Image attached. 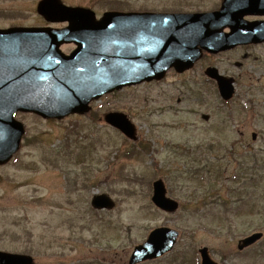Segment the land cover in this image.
<instances>
[{
  "label": "rangeland",
  "instance_id": "374dc122",
  "mask_svg": "<svg viewBox=\"0 0 264 264\" xmlns=\"http://www.w3.org/2000/svg\"><path fill=\"white\" fill-rule=\"evenodd\" d=\"M39 1L0 0V28L66 26L46 23ZM61 1L91 9L97 19L111 10L202 13L221 3ZM209 66L238 78L227 105L204 75ZM91 108L90 115L62 121L21 117L25 144L0 170V250L30 255L35 264H128L152 230L168 227L180 233L174 250L143 264H200L202 247L220 264H264L255 254L264 237L237 255L240 240L264 235V70L257 74L251 58L242 51L205 57L183 75L170 72L162 85L127 88ZM110 111L128 115L136 142L103 122ZM158 179L180 204L175 214L151 202ZM101 194L115 201L113 210L92 209Z\"/></svg>",
  "mask_w": 264,
  "mask_h": 264
},
{
  "label": "water",
  "instance_id": "95a60500",
  "mask_svg": "<svg viewBox=\"0 0 264 264\" xmlns=\"http://www.w3.org/2000/svg\"><path fill=\"white\" fill-rule=\"evenodd\" d=\"M261 8L264 0H224L221 9L213 13L107 12L97 21L89 9L68 7L59 0L41 1L38 13L48 22L69 25L61 30H0V164L17 152L23 135L21 124L14 120L15 113L32 112L46 119L84 114L92 100L105 94L162 80L172 68L178 73L193 68L203 50L216 54L263 41L260 35L264 28L243 20ZM224 28L231 32L223 34ZM63 44H75L77 48L65 56L59 49ZM205 74L217 81L225 100L232 98V79L221 77L214 68ZM105 121L135 139L136 129L124 114H108ZM153 188V203L165 212L175 213L178 203L166 197L163 182H155ZM93 206L111 209L114 204L100 196ZM178 236L177 231L168 228L152 231L148 240L135 248L129 264L165 255ZM261 236L244 240L240 249ZM201 256L202 264H215L207 249L201 250ZM0 264H33V259L0 252Z\"/></svg>",
  "mask_w": 264,
  "mask_h": 264
},
{
  "label": "flooded vegetation",
  "instance_id": "af4514ba",
  "mask_svg": "<svg viewBox=\"0 0 264 264\" xmlns=\"http://www.w3.org/2000/svg\"><path fill=\"white\" fill-rule=\"evenodd\" d=\"M221 1H223V0H221ZM220 6H221V3H220ZM259 11H262V10H259ZM245 20L249 21V22H264V14L263 13H259L258 11H256L255 14L246 16ZM67 47L69 48L68 50L70 51V53L74 49L73 45H68ZM238 51H242V53L244 54V58L245 59H248V58L252 59V61L255 63V67L257 69V74L261 70H264V41L253 43V44L247 45V46L237 47V48H235V49H233L231 51L225 52L223 54H221V53L218 54V55H208L207 54V56H205V57L224 56V55H227V54L236 53ZM241 66H242V63H241ZM235 83H236V80H235ZM162 84H163V81H161V82L153 81V82L141 83V84H138V85L142 86V85H162ZM22 116H25V114H22V113H17L16 114V118L19 121H22L21 120ZM25 137L26 136L24 135L23 141H25ZM2 167H4V166H2ZM2 167H0V169Z\"/></svg>",
  "mask_w": 264,
  "mask_h": 264
}]
</instances>
